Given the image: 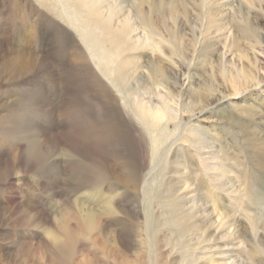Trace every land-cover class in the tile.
<instances>
[{"label":"rangeland","instance_id":"374dc122","mask_svg":"<svg viewBox=\"0 0 264 264\" xmlns=\"http://www.w3.org/2000/svg\"><path fill=\"white\" fill-rule=\"evenodd\" d=\"M122 25L141 57L121 60L138 66L137 74L146 75L142 65L150 61L177 72V84L168 80L175 96L130 80L137 94L117 105L147 142L135 107L172 117L159 124L170 136L138 175L139 196L105 180L108 164L137 179L126 127L114 126L116 142L91 141L93 129L105 127L100 82L111 83L88 35ZM100 43L110 51L105 38ZM19 56L30 61L28 72L13 71ZM198 88L219 102L190 112L188 90ZM72 200L89 207L110 200L116 214L87 235L72 216ZM179 224L187 228L182 238ZM155 260L264 264V0H0V264Z\"/></svg>","mask_w":264,"mask_h":264},{"label":"bare ground","instance_id":"6f19581e","mask_svg":"<svg viewBox=\"0 0 264 264\" xmlns=\"http://www.w3.org/2000/svg\"><path fill=\"white\" fill-rule=\"evenodd\" d=\"M89 7H90L89 10L90 9L91 10L90 12L89 11L88 12L89 13L93 12L92 9H94L95 6L91 4V6L89 5ZM112 18H113L112 14H110L106 19H104V22L107 23L108 25L109 23H111ZM142 21L149 28L153 24L150 18V15L145 16L142 19ZM106 27H103L102 30L101 29L94 30L95 33L94 31L93 32L91 31L89 32V35H88L89 43L95 47V50H96L95 54L98 55V57H95L94 55L93 56L95 57V59L96 58L99 59V61L100 60L104 61L103 66L101 65V67H103L104 69L102 72L104 73V77L111 83V87H110L105 82L103 81L100 82V86L102 88L101 92L105 96L103 97V102L105 105L102 106L104 115L102 114L101 121L103 123L101 124L105 125V127L101 128L103 130H99L100 128L95 129V130L93 129V132H91V141L95 140L94 146L96 145L99 146L100 144H103L105 141H107V143L108 141H111L112 143L116 142L117 135L114 132V129H115L114 126L119 125L122 128L126 127L125 129L126 133L123 134V137L125 136V138L131 142L132 151L136 153L135 159H134L135 164H133V166L131 167H132V170L135 172L136 174L135 178L137 179L131 180L130 178H128V176L121 177L119 174H116V172L111 167V165L108 164V166L106 167L107 172L105 170V172L107 173V176H105V180H107L108 179L107 177H109V179H112L116 183L122 184V187L135 190L136 192H138V194L136 193V196H139L140 192H142L143 190L140 189V185L142 183L139 182L141 177L139 176L138 178V175H140L144 171L149 170V168L153 166L154 161L158 157L159 147L161 146V144L165 143L168 137L170 136V134H168L164 128L159 127V124L164 118H166L167 121H169V120H172V117L166 115L164 111L163 112L156 111L155 109L152 111V109L150 108L137 105L135 107V110L132 111V113L140 121L142 128L143 129L147 128L148 131L146 133L147 135L146 137L149 138L147 142L146 139H144L140 135L141 133L138 131V129L135 128L134 126L135 124L132 122V119L130 118L127 119L125 118L126 116L122 115L124 113L123 110L126 107L123 108L120 105L119 106L117 105L118 103L120 104V101L122 103L125 102V99L127 97L137 94V91L134 90L135 88L133 87V85L130 84V80H132V82L134 83V86H138L136 88L147 89L146 87L149 85V89H151L154 86H161L165 90L167 96H175V93L173 92L171 87L170 86L168 87V80L170 81L173 80L177 84L176 79L172 78V76L175 77V74L177 72L173 74V72H171L172 70L163 68L160 63L156 64V62L150 61V62H143V65H142L143 69L146 70L147 74L146 75L143 73L137 74L136 72H137V69L139 68L138 66H136V68L134 69L135 66L131 65L132 63L130 64L129 62H127L126 58L123 61L121 60L123 58V57L121 58L122 55H126L128 57L131 56V58L141 57V54L137 52V50L139 49L136 46L129 44L128 37L130 34V30L128 29L127 26L122 25L121 28L110 32V29ZM244 33L252 36L253 33L255 32L251 28H246ZM101 38H105V41L107 40L110 43L111 48L109 49L110 50L109 52H106L105 50L100 48ZM17 58L18 60L14 62L15 67L13 71H17L19 73L28 72L31 67L30 61L26 60L23 56H19ZM97 67L99 68L100 66L97 65ZM91 70L92 72H94V76L100 81V77H98V74L96 73V71H94V69H91ZM93 86L95 87V85ZM112 89H116L117 90L116 93H114ZM188 91L191 92V95H193V100H194V103H193L194 106L189 107L190 112H193L192 109H196L197 104H198L197 110L202 111L212 106V104L214 103L216 104L219 102V99L216 97V95L208 94V93L205 95L204 90H203L204 92L202 93V88H198L195 91H192V90H188ZM198 94H201V95L203 94L202 96L203 98L199 97L197 99V97L195 96H197ZM162 108L166 109V111L169 110V107H167V105H164ZM93 167H94V172L95 170L97 172L98 168L94 166V164H93ZM98 175L100 174L98 173ZM101 175L102 176L105 175L103 171H101ZM153 177H156V176H153ZM96 178H95V181L99 183L103 182L100 179L98 180V178L97 179ZM153 183L154 182L152 181L151 184H149L148 188L146 189V194L149 196L151 193L153 194L154 192ZM110 203H111L110 200H106V202L103 203L99 207H89V206H84L83 204L78 202V200H72L71 201L72 216L74 220L76 221L77 225L80 226V228L84 231V233L87 235H90L92 232L98 229L103 219H105L106 217H111L114 214H116V210H114L110 206ZM146 212H145L146 219L148 220L146 225L150 224V227H151L153 225V222L149 221V219L152 216H151V213H149L148 209H146ZM170 216H171V219L173 220L177 215L175 214V212H171ZM177 219H178V216H177ZM239 226H241V224ZM241 230H243V233H244L246 232L247 229L246 227L241 226ZM176 231L178 233V237L182 238L186 234L187 228L185 227V225L181 226L179 224ZM49 238L51 240L54 239V237L51 235L49 236ZM151 244H155V241L151 242ZM153 257L155 259V255ZM154 262L155 264L157 263L156 260Z\"/></svg>","mask_w":264,"mask_h":264}]
</instances>
